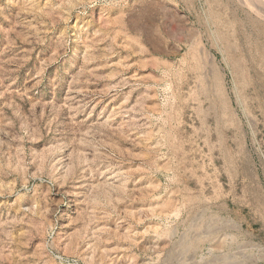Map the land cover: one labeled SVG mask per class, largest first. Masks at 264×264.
<instances>
[{
    "label": "rangeland",
    "instance_id": "1",
    "mask_svg": "<svg viewBox=\"0 0 264 264\" xmlns=\"http://www.w3.org/2000/svg\"><path fill=\"white\" fill-rule=\"evenodd\" d=\"M0 264H264V0H0Z\"/></svg>",
    "mask_w": 264,
    "mask_h": 264
}]
</instances>
